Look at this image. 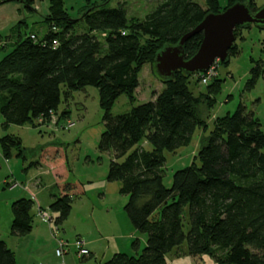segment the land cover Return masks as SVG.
I'll return each mask as SVG.
<instances>
[{
	"label": "trees",
	"instance_id": "obj_1",
	"mask_svg": "<svg viewBox=\"0 0 264 264\" xmlns=\"http://www.w3.org/2000/svg\"><path fill=\"white\" fill-rule=\"evenodd\" d=\"M20 1L31 5L30 0ZM238 1L251 11L258 9L255 0H228L229 5ZM107 4L102 0L85 8L80 15L84 30H76L78 19L66 11L64 0H49L42 36L14 29L15 40L0 57L2 126L37 125V118L57 111L62 92L66 99L72 89L97 87L104 125L98 149L112 153L106 180L119 183V193L127 195L124 211L132 226L146 234L140 252L135 238L134 254L117 251L98 264H167L166 255L184 242L190 256L207 254L217 264H264V131L253 111L239 103L232 113L218 116L193 160L173 171L170 186L163 182L164 152L187 146L196 128L207 125L196 113L199 95L190 87L191 78L200 80L201 75L177 70L172 78H160L155 55L165 45L176 44L208 12H220L228 4L159 0L143 18L128 17L125 3ZM250 25L236 26L234 34ZM202 36L195 33L185 41L186 58L197 51ZM236 49L233 43L222 62ZM145 63L153 64L162 87L150 100L136 104L138 74ZM262 70L259 62L252 66L246 89L254 87ZM221 81L215 77L205 85L202 94L211 98L209 107L215 104ZM121 94L131 107L113 114ZM13 150L22 151L19 140L12 134L0 136L3 157ZM38 163L52 169L57 192L47 208L51 221L61 225L73 198L84 194V185L70 180L67 156L59 145L43 146ZM33 204L31 197L11 202V235L32 230ZM0 264H17L14 251L1 238Z\"/></svg>",
	"mask_w": 264,
	"mask_h": 264
},
{
	"label": "rangeland",
	"instance_id": "obj_2",
	"mask_svg": "<svg viewBox=\"0 0 264 264\" xmlns=\"http://www.w3.org/2000/svg\"><path fill=\"white\" fill-rule=\"evenodd\" d=\"M158 1L108 0L107 5L114 7L118 3H125L128 17L143 18ZM197 1L204 3V0ZM43 2L46 5L44 11L37 13L29 11L21 3V17L24 16L28 23V26L21 25L22 30H32L38 37L42 36L46 27L41 22V14L46 13L49 1L43 0ZM101 2L102 0H64L66 11L72 18L78 19L77 31L84 30L85 25L80 19V15L85 8L89 4ZM219 2L224 7L230 4L228 0H219ZM263 4L264 0H255V5L258 8ZM236 32L233 43L237 49L229 54L228 61L223 63L216 59L209 66L213 68V74L206 82L203 81L202 75L200 80H197V76H193L190 80V87L193 88L194 94L199 95L196 113L206 121L207 129L199 126L187 146L181 147L175 152H164L166 161L163 166V182L167 187L171 184L173 171L189 164L197 150L207 143L214 120L227 112L232 113L239 103L255 113L261 123V129L264 131L263 70L254 87L246 89V82L250 78L252 66L259 62L260 67L264 69V30L250 25L248 28H237ZM2 52L4 53L5 50ZM198 73L200 74V72ZM215 77L222 80L221 90L215 95V104H211L209 107L211 98H206L202 93L205 91V85ZM138 80L139 85L135 89L136 104L150 100L152 93L158 92L162 87V82L151 63H145L142 66ZM196 80L198 82L194 84ZM61 98L62 101L57 111L48 117L37 118V125L32 124L34 121L23 124L11 123L6 128V126L2 127L3 118L0 116V136L12 134L19 140L22 150L11 151L8 158H4L0 153V185L4 180V186L10 187L9 189L14 188L15 183L14 191L22 192L23 188L28 190L36 195L45 211L51 215L44 202L48 196L50 198L49 194L57 192L55 178L50 166L46 163L40 164L38 161L42 147L55 144L61 146L65 151L70 169V180H80L84 185L85 192L73 198L70 213L61 225H56L51 220L44 221L33 207L34 230L24 237H10L6 232L10 228L12 212L8 206L7 208L1 206V238L6 239L8 245L15 250L17 264H62L65 254L70 255L75 264H98L117 251L134 254L131 242L139 235H141L138 251L140 252L145 245L146 234L132 226L124 211L127 195L119 193V183L106 180L112 153L102 152L98 149L99 137L104 129L98 88L87 85L83 89H72L66 99L62 92ZM130 107L127 96L121 94L115 100L111 112L113 114L123 113ZM147 147L149 148L148 145ZM4 190L9 191L5 188ZM23 194L26 197L29 196L27 191ZM1 196L3 194H0V198ZM133 231L135 235L131 237ZM3 232L6 233L2 235ZM76 234H82L85 238L101 237L97 243L99 246V251L96 253L97 259H89L90 250L86 255L79 256L76 253L71 244L75 240ZM59 239L66 240L69 244L67 253L63 255L56 254ZM217 253L220 254V252ZM212 260L216 263L213 258ZM66 261L68 262L67 258ZM197 261L198 258L187 253L186 242L175 251L168 253L166 257L167 264H197ZM198 264L204 263L199 262Z\"/></svg>",
	"mask_w": 264,
	"mask_h": 264
},
{
	"label": "water",
	"instance_id": "obj_3",
	"mask_svg": "<svg viewBox=\"0 0 264 264\" xmlns=\"http://www.w3.org/2000/svg\"><path fill=\"white\" fill-rule=\"evenodd\" d=\"M254 24L264 27V4L251 11L243 2H235L220 12H208L176 44L165 45L154 58L155 71L160 78H172L177 70L186 74L204 72L216 60L223 61L235 40L234 28ZM202 32L197 51L186 58L185 41L195 33Z\"/></svg>",
	"mask_w": 264,
	"mask_h": 264
},
{
	"label": "crops",
	"instance_id": "obj_4",
	"mask_svg": "<svg viewBox=\"0 0 264 264\" xmlns=\"http://www.w3.org/2000/svg\"><path fill=\"white\" fill-rule=\"evenodd\" d=\"M30 1H31L30 7L26 6L29 11H32V12H35V13L44 11V7H46V5H44L43 0H30ZM21 3H23V2H21L20 0H10V1H6V2H3V3L0 4V55H1V53H3L2 52L3 50H5V52L7 50H9L10 48H8V47H11L12 43L14 42V40H15L14 29H16V28L22 29L21 25L28 26L27 20L24 18V16L21 17V10H22V4ZM24 5L25 4L23 3V6ZM48 6H49V2H48ZM48 6H47V9L45 8L46 9V13L48 11ZM44 14H41V18H43ZM38 15H40V14H38ZM25 22H26L27 25L24 24ZM17 25H19L20 27H18ZM5 31H7V32H5ZM4 185H5V183H4V180H3L2 184L0 185V188H1L0 189V194H3V196H1V198H0V207L2 206L3 208H5V207L7 208V206H8L10 208V206H9V205H11L10 202H12L14 199H17L18 197H26V196H24L25 194H23V193L25 191H27V193L29 195L27 197H31L34 200V204H33V207H35L34 210L35 209L37 210L38 208L44 209L43 206L41 205V202L39 200H37L38 198L33 193L28 192V190H25L24 188H23L22 192L14 191L16 186L14 188L9 189L10 187L7 188ZM4 188L9 190V191H5ZM53 194H55V193H53ZM53 194H49L50 198L48 196L46 202H44V203L47 204V206L50 203V201L52 199L51 195H53ZM33 207H32V211H33ZM34 225L35 224L33 222L32 230L29 233H27L25 235H22V236L11 235L10 234V228H9L8 231L6 230V232L9 234L10 237H24V236L30 234L34 230ZM6 232H3L2 235L4 233H6ZM132 233L133 234H131V237H133L135 235L134 231ZM0 235H1V233H0ZM75 237H82L85 240L86 245H87V247L90 250L89 259L90 258L97 259L96 253H97V251H99V246L97 245V243H98V241L100 240L101 237H99V238H91V237L90 238H85L82 234H76ZM140 237H141V235H139V237H137L139 239V241L141 240ZM0 238H1V236H0ZM1 239H4V238H1ZM4 240L7 243V240L6 239H4ZM7 245H8V243H7ZM9 247L15 253V250L11 246H9ZM171 252H173V251H171ZM166 257H167V255H166ZM193 257L198 258V261H197L198 263L199 262H201V263L203 262L204 264H216L212 260V258H210V256H208L207 254H202V255L193 256ZM66 258L68 259V262L66 261ZM171 262H172V260H171ZM70 263L71 264H75V263H73L72 258L70 257V255H66L65 254L62 264H70Z\"/></svg>",
	"mask_w": 264,
	"mask_h": 264
},
{
	"label": "built area",
	"instance_id": "obj_5",
	"mask_svg": "<svg viewBox=\"0 0 264 264\" xmlns=\"http://www.w3.org/2000/svg\"><path fill=\"white\" fill-rule=\"evenodd\" d=\"M31 36L33 37V35H31ZM212 70H213V68L212 67L211 68L209 67L204 72H200V75L203 76V81L204 82H206V80L210 77V75L213 74V71ZM50 114H53V111H50ZM14 186H16L15 183H14ZM37 214L44 221L51 220V215L48 214V212H46L43 209L38 208L37 209ZM71 244L75 248L76 253H78L79 256L88 254L89 248L87 247L86 242H85V240L82 237H76L75 240L73 241V243H71ZM68 245L69 244H68V242L66 240L59 239V245L56 248V254L57 255H63L64 253H67V247H68Z\"/></svg>",
	"mask_w": 264,
	"mask_h": 264
}]
</instances>
